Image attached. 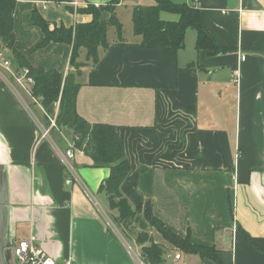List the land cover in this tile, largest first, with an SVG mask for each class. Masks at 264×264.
Masks as SVG:
<instances>
[{"label":"crops","instance_id":"obj_1","mask_svg":"<svg viewBox=\"0 0 264 264\" xmlns=\"http://www.w3.org/2000/svg\"><path fill=\"white\" fill-rule=\"evenodd\" d=\"M108 1L16 0L15 47L34 66L66 70L71 46L34 49L43 34L26 25L25 14L36 9L67 27L91 20L77 8ZM170 1L197 8L206 30L229 51L196 49L192 28L175 57L141 48L138 35L113 36L99 47L97 63L78 57L86 63L75 76L76 110L89 123L116 127L130 164L120 190L140 208L136 230L167 247L158 264L216 262L164 241L145 208L193 243L214 245L222 264H264V0ZM160 17L178 18L165 11ZM27 97L33 113L0 79V264H12L14 247L31 235L59 264H137L138 249L120 240L96 198L115 214L98 191L108 168L92 166L74 148L83 185L66 184L57 151L70 146L71 131L56 128L59 141L52 130L41 137L42 110Z\"/></svg>","mask_w":264,"mask_h":264},{"label":"trees","instance_id":"obj_2","mask_svg":"<svg viewBox=\"0 0 264 264\" xmlns=\"http://www.w3.org/2000/svg\"><path fill=\"white\" fill-rule=\"evenodd\" d=\"M119 2L120 0H109L97 7L94 4H87L85 7L77 8L80 13L90 14L91 20L67 27L46 20L36 9L25 14L26 25L38 27L43 34L42 41L34 49L45 47L50 42L71 46L68 68L59 70L32 65L15 47L16 0H0V50L17 74L26 68L28 75L33 78L30 92L42 110L44 126L49 125V117H54L55 127L50 130L56 128L70 130L74 147L92 159V166L108 168L109 173L101 181L98 191L106 195L110 210L116 211L111 220L117 225V229L121 227L133 232V239L140 246V259L145 264H158L167 253V247L155 242L148 232L136 230L133 220L140 208L132 207L120 190L122 182L130 171V164L125 157L116 127L105 123H89L76 110L79 83L75 76L79 68L87 61L97 63L99 47H108L107 30L110 26L115 27L118 40H123L122 25L115 13V7ZM162 11L175 13L178 18L162 19L160 17ZM103 13H107L108 16L100 19ZM131 19L134 34L141 37L138 45L143 49H160L166 56L175 57L184 47L186 30L192 28L196 32V49H206L210 54L229 51L218 44L206 30L197 8L186 3L154 0V4L151 5H134ZM81 48L85 49L86 62L78 60ZM191 67L192 65H188V68ZM144 214L149 224L160 233L164 241L175 249L222 264L219 250L214 245L193 243L188 234L179 235L150 208H145Z\"/></svg>","mask_w":264,"mask_h":264},{"label":"built area","instance_id":"obj_3","mask_svg":"<svg viewBox=\"0 0 264 264\" xmlns=\"http://www.w3.org/2000/svg\"><path fill=\"white\" fill-rule=\"evenodd\" d=\"M121 1V0H120ZM96 4L95 6H99ZM241 60H244V55L241 56ZM239 74L238 70H234V75ZM0 79L10 88L12 92L24 102L23 93L31 97L33 101H36L30 92V88L33 85V78L28 75V70L23 68L21 73H16L10 64V61L4 56L2 50H0ZM37 121V120H36ZM38 130L40 131L41 137L48 136L50 128L55 127L54 117H49V125H39ZM74 143L71 142L70 146L65 151H57L58 157L60 158L64 170H65V182L66 184H82L80 177L77 174L76 168L73 164L74 156ZM13 253L16 257L18 264H59L57 263L48 253L35 242L33 235L27 239L20 240L13 249ZM176 257H179L176 254ZM137 264H143V261L136 256ZM64 264H70L65 262Z\"/></svg>","mask_w":264,"mask_h":264},{"label":"rangeland","instance_id":"obj_4","mask_svg":"<svg viewBox=\"0 0 264 264\" xmlns=\"http://www.w3.org/2000/svg\"><path fill=\"white\" fill-rule=\"evenodd\" d=\"M154 4V0H122L120 2V4L116 7V14H117V18L119 20V22L122 25V38L123 37H132L134 32H133V27H132V19H131V14H132V8L134 5H151ZM116 29L114 26H110L107 30V39L111 40V37L115 36L117 37V34L115 33ZM112 33L114 35H112ZM85 56L83 55V53H81V55H79V60H83ZM24 100L26 102L25 106L27 108V110H29L30 112L34 111L32 105L30 104V99L24 95ZM33 113V112H32ZM36 117L40 116V112L38 110H36L35 112ZM39 125H44L43 121H42V117L40 116L39 118ZM56 136H58V132L55 129H52L51 131V137H53L54 140L59 141L56 139ZM96 198H98L101 207L104 209L103 212L108 216L106 218L109 226L114 230V232L119 236L120 240L122 242H126L128 243L129 247L132 250L137 251L138 249V253L140 250V246L138 247L137 244L135 243L134 239H133V232L128 231V230H124L123 228H119L117 229V225L111 220L113 213L107 209V203L105 201L102 200V198L100 199L99 197L96 196ZM226 205H227V209L228 211L230 210V204H229V199L226 196ZM116 213V211H115ZM112 214V215H110ZM111 217V218H109ZM16 258V257H15ZM15 258H12L11 263L12 264H18L17 260Z\"/></svg>","mask_w":264,"mask_h":264},{"label":"water","instance_id":"obj_5","mask_svg":"<svg viewBox=\"0 0 264 264\" xmlns=\"http://www.w3.org/2000/svg\"><path fill=\"white\" fill-rule=\"evenodd\" d=\"M107 16H108L107 13H103V14L100 16V19H105Z\"/></svg>","mask_w":264,"mask_h":264}]
</instances>
